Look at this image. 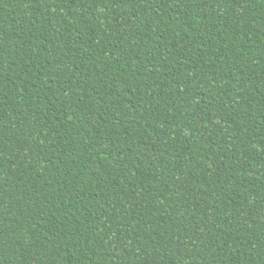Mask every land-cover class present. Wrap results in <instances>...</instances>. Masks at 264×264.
Here are the masks:
<instances>
[{
  "label": "trees",
  "instance_id": "obj_1",
  "mask_svg": "<svg viewBox=\"0 0 264 264\" xmlns=\"http://www.w3.org/2000/svg\"><path fill=\"white\" fill-rule=\"evenodd\" d=\"M0 264H264V0H0Z\"/></svg>",
  "mask_w": 264,
  "mask_h": 264
}]
</instances>
